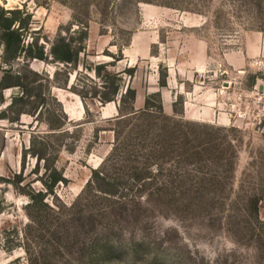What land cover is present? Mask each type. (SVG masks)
I'll use <instances>...</instances> for the list:
<instances>
[{
    "label": "rangeland",
    "instance_id": "374dc122",
    "mask_svg": "<svg viewBox=\"0 0 264 264\" xmlns=\"http://www.w3.org/2000/svg\"><path fill=\"white\" fill-rule=\"evenodd\" d=\"M1 8L32 19L28 54L12 62L22 87L0 86V264H264V0H0ZM62 43L72 63L52 57ZM41 47L47 60L29 59ZM3 52L0 39V83ZM107 74L122 76L120 93L136 92L123 113L160 93L164 114L179 121L148 162L159 172L151 187L164 188L153 196L138 190L137 164L113 153L117 136L140 146L144 123L116 121L120 95L96 97L109 91ZM94 170L115 195L97 191ZM20 172L17 186L2 181ZM56 174L62 181L45 199L56 213L38 205L26 226L25 193Z\"/></svg>",
    "mask_w": 264,
    "mask_h": 264
},
{
    "label": "trees",
    "instance_id": "16d2710c",
    "mask_svg": "<svg viewBox=\"0 0 264 264\" xmlns=\"http://www.w3.org/2000/svg\"><path fill=\"white\" fill-rule=\"evenodd\" d=\"M11 16V18L6 17V15ZM24 15V18L20 21H17V18L19 16ZM32 15L28 13L26 10L22 9H14V10H4L1 8L0 10V39L2 40L3 44V60H4V67H2L3 77L0 83V86L4 88H11V87H22L21 81L19 78V75H14V70L12 66V62L16 59L21 58V56H26L28 54V51L25 49L24 39L25 34L29 30V26L31 24ZM79 30V35L81 36L82 46L78 50L77 54L85 51V43L88 39V30L86 26H82ZM26 32L25 34H23ZM52 57L61 63L69 64L72 63V59L70 57V46L68 44H53L51 50ZM29 59H37L40 61L47 60V56L45 55V51L43 47H41L37 53H31L29 54ZM6 67H10L9 69H6ZM101 68V67H100ZM107 80L109 81V91H105V93H101L96 95V97L100 100L102 103H109L118 100V97L120 95V105H119V112L121 113L120 117L116 119V121H129V120H135L144 123L142 131L138 133V138L140 141V146L134 144V142H129L127 144H122V142L119 141V136L116 137L117 142H115V149L113 153H116L118 151H123L127 157L129 158V162L133 164H137L136 167H134L133 172L131 169V172L133 173L132 177L135 179V181H140V187L138 190L140 193L146 192V197L153 196L157 193H160L164 188L160 187H151V181L152 179L157 175L158 169H154L149 166L148 162L152 161L154 157H157L158 154L161 151V146H159V143L161 141H164L167 138H175L174 133L176 129L174 128L175 125H179V121L176 120V118H173L172 116H167L163 112V106H162V96L160 93H154L147 96L145 101V107L142 111H133L128 113H123V107L126 105L127 100L131 102V104L135 101L136 98V92L135 90L131 88H127L125 93H120L121 84L124 82L123 78L120 74H111L106 75ZM12 80V84H6L8 80ZM255 79H252V83L254 84ZM161 87L167 86V81L161 80L160 83ZM107 86V85H106ZM16 100V99H14ZM13 100V101H14ZM182 98L179 96L177 100L173 103V111L175 114V117H178V115L181 114L182 109L179 108V106H182ZM66 113V112H65ZM166 124V125H165ZM184 127L187 126V123H183ZM160 127H157L159 126ZM182 125V124H181ZM189 127L184 128V130H190L191 124L188 125ZM148 127L147 129H145ZM149 129H153V131H149ZM146 130V131H145ZM168 130V131H167ZM126 139H129L128 134ZM30 155H34L37 159V162L39 161V156L33 152V148L30 147L28 149ZM144 165L141 166L140 164ZM153 164V163H152ZM24 169V167L22 168ZM156 172V173H155ZM159 173V172H158ZM21 174H15L14 179H8V180H2L4 183L17 186L18 183H21ZM94 177L95 181H97V191L106 193L108 195H115V186L109 185L113 184L110 183V180H108V177L103 172H98L97 170L93 171L92 178ZM91 178V179H92ZM52 184L51 185H44V190H36L31 189L30 192L25 193L29 199L30 202L26 206V213L29 218L28 225L31 226L33 224V218L31 214V210L38 205H41L43 207H46L48 210L52 211V213H56L55 206L49 205L48 202L45 200L46 196L48 194H53L55 191V187L58 182L62 181V177H57L56 175H53L52 178ZM92 184L94 185V180L92 181ZM108 187V188H107ZM150 188V189H149ZM144 196V195H140ZM142 198V197H140ZM250 210L252 213L258 217L259 214V202L260 200L258 198L252 197L250 198ZM4 211V207L0 205V214ZM30 223V224H29ZM28 250V249H26Z\"/></svg>",
    "mask_w": 264,
    "mask_h": 264
},
{
    "label": "crops",
    "instance_id": "0c3cea01",
    "mask_svg": "<svg viewBox=\"0 0 264 264\" xmlns=\"http://www.w3.org/2000/svg\"><path fill=\"white\" fill-rule=\"evenodd\" d=\"M169 108H170V107H169ZM186 109H187V110L185 111V113H187L189 116H191V112H190L191 110H189V113H188V106L186 107Z\"/></svg>",
    "mask_w": 264,
    "mask_h": 264
},
{
    "label": "water",
    "instance_id": "95a60500",
    "mask_svg": "<svg viewBox=\"0 0 264 264\" xmlns=\"http://www.w3.org/2000/svg\"><path fill=\"white\" fill-rule=\"evenodd\" d=\"M10 67H6V69H9ZM258 88H260V85H258Z\"/></svg>",
    "mask_w": 264,
    "mask_h": 264
}]
</instances>
